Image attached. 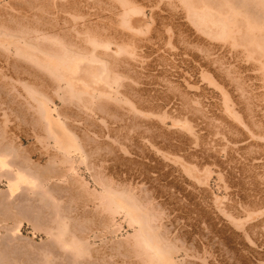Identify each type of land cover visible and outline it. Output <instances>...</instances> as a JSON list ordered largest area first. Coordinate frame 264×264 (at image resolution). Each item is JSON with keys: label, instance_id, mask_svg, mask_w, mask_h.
<instances>
[{"label": "bare ground", "instance_id": "obj_1", "mask_svg": "<svg viewBox=\"0 0 264 264\" xmlns=\"http://www.w3.org/2000/svg\"><path fill=\"white\" fill-rule=\"evenodd\" d=\"M37 1L41 2L38 9L44 16L30 23L10 17L7 22L12 21L11 25H0V230L10 231V234L4 233L15 235L18 240L19 227L25 220L33 232L43 230L48 243L45 241L46 247L38 249L41 255L37 260L35 257L38 254L34 258L26 256L30 254L27 247L30 244H33L30 249L33 247V251L35 249L37 252L38 241L33 243L30 239L31 243L28 238H25L27 241L20 239L22 243L30 242L23 244V247L19 240V243L16 241L18 244L12 240L17 249L20 246L28 248V253L20 248L17 250L27 254L22 256L24 254H17L14 246L8 245L9 237L13 239L14 236L6 237L0 233V264H21L25 260L21 258L24 257L28 262L30 260V264H110L109 260H105L106 254L102 253L104 248L100 252L97 249L99 245L93 248L91 245L95 244L97 238L104 241L103 231L109 235L118 231L121 227L119 215L133 229L124 242L115 240V245L112 244L115 247L111 245L116 253L123 247L122 257H127L126 261L122 259L125 264H250L245 240H249L251 225L246 224L260 213L255 212L253 216L248 210L251 208H246V205L247 210H244L245 202L244 205L241 202L245 215L237 209L241 213V216H237L232 196L230 203L223 201L228 194L226 197L221 195V198L212 197L213 205L200 201L195 210L197 214L191 217L184 207L169 205L170 194L165 199L158 198V201L155 194L150 195L144 190L137 191L140 194L136 193L132 186L123 183L134 178L131 171L126 170L125 177L120 179L119 166L139 167L143 172L138 174L137 171L134 175L146 177V173L154 166L160 168L159 165L166 160L174 162L170 156L176 155L167 152V142L169 145L171 143L167 140L171 137L174 139V133L175 136H181L183 132L190 134L194 138L192 144L198 139V132L195 133L185 117L179 120V114L175 112L176 116L170 118L173 115H169L168 110L171 109L167 108V90L171 86L181 94L179 88L183 83L189 87L190 83L187 82L206 81L219 89L223 98L221 102L225 104L221 105L225 106L226 112L234 116L237 122H242L238 114L232 115V109L227 104L231 101V93L228 89L224 90L223 86L232 82L233 85L236 82L244 83L251 78L264 81V0H160L166 11L161 17L157 13L153 15V11L147 17L143 10V3L151 5L159 0ZM118 6L119 32H116L119 41H116L115 38L107 37L110 32L101 34L96 32V28L103 12ZM162 32L164 38L165 35L167 37V42H164L168 45L165 49L167 55L178 58L185 69L197 71L198 76L183 78L180 73V80L173 83L166 76V68H151L157 61H162L158 57L151 58L152 62H148L150 58L148 61L142 60L144 56L140 54L145 55L147 49L142 53L141 47L161 37ZM140 45L143 46L138 47V51L136 47ZM138 57H142L140 61L144 62H141L144 69L154 70L151 76V79H156L154 83L164 81L166 90L154 89L150 94L146 87V93L142 91L139 95L141 90L135 85L140 83L137 78L141 74L139 72V76L136 70L130 68V61L139 60ZM248 69L260 72L256 75L255 71V76H251L245 73ZM242 88L240 84V93L244 90ZM147 102L149 105L146 107L144 105ZM119 107L131 112L135 118L129 127L144 128L119 133ZM168 119L179 129L177 133L171 131V124L168 127ZM158 136L162 137L161 145H157L160 143ZM169 149L171 151V147ZM181 160L176 165H181L186 176L196 179L197 183L206 184L211 178L209 168H204L199 174L200 170L195 164L186 165ZM153 170L150 172L153 173ZM217 178L221 181L220 176ZM222 185V188H226L224 183ZM178 202L180 205L181 201ZM214 210L223 217H217ZM232 210L235 212L232 213ZM223 218L239 229L238 234L229 233L231 237L240 238L238 246L229 244L223 238L216 247L208 239L201 245L197 240L194 241L193 235L195 231L200 232L198 225L201 222L212 229L215 226L213 223L222 222ZM5 220L13 221V225H3ZM222 230L224 227H218L216 231L222 233ZM40 244L42 246L43 241ZM212 251H222L223 254L214 255ZM207 253H212L214 257L209 258ZM224 254L230 255L227 257ZM117 261L113 259L110 262L119 264Z\"/></svg>", "mask_w": 264, "mask_h": 264}, {"label": "rangeland", "instance_id": "obj_2", "mask_svg": "<svg viewBox=\"0 0 264 264\" xmlns=\"http://www.w3.org/2000/svg\"><path fill=\"white\" fill-rule=\"evenodd\" d=\"M161 1H163V0H161ZM40 3L41 2H39L37 0H0V23H1L0 25H3V23H4V25H6L7 23L9 25H11L10 23H13L12 21L11 22H7L10 19V17L11 18L15 17V18H17L19 20L21 19L22 22H24V21L27 22L28 21L30 23V21L33 22L34 20L40 18V16H44V14L40 13V11H39L40 8L38 9V7H40L39 6ZM161 3L162 2H160V0L157 1V3H155V4L153 3L151 5H147V4L145 5L143 3V5L145 6V7H143L145 15L147 17H150V15H151L150 12L153 11V15L155 13H157L158 17H159V15H160V17L164 16L166 11L164 10L163 4H161ZM156 5H158V6L156 7ZM118 13H119V6L117 8H115V9H111V11L106 9L103 12V17L101 18V21H98V23H97L96 32L101 33V34H103L104 32H110V33H108L107 37H110L111 39L115 38L116 41L117 40L119 41V34L117 33V32H119V15H118ZM35 17H37V18H35ZM6 18H7V20H6ZM2 21H4V22H2ZM114 31L115 32L117 31L116 35L114 34L115 33ZM163 32L161 33L162 34V36H161L162 38L159 37V38H156V39H152V41H150V43H148L149 42L148 41L147 42L148 44L147 43L144 44V45L147 44L145 47L143 45H140V46L136 47V48H138V47L143 46V48L141 47V49L138 48V51L141 50L142 53L147 49L145 51L146 57H145V55L143 53V55L140 54V56H144V57L143 58L140 57V58H142L143 61H146V60L148 61V59L150 58L148 62H152L151 60L154 59L155 57H158L159 58L158 60H162V61H157V62L155 61L157 63V65H155L156 64L155 63L154 65L151 66V68L155 67L156 69L154 68V70L161 69V68H166V70H167L166 71V76L173 83H177V80H180L178 78V75L180 73H181V75H183V78L184 77H190L189 75H191V76L193 75L194 77L198 76L199 73L197 71L191 69V72H190V69H185L184 66L182 64H180V62L178 61L179 60L178 58L176 59V58L171 57V55L170 56L167 55V52H166L165 49L168 48V45L166 43H164V42H167L166 39H165L167 37L165 35V38H164L163 35L166 32H164V34H163ZM148 45H150V46L148 47ZM164 45H167V46H164ZM151 46L153 48H151ZM147 47L149 48V51H152L153 49H155L154 53L150 52L151 55L150 54L148 55L147 53H149V51H148ZM136 48H135V50H136ZM138 56H139V54H138ZM140 58H139V60L135 59V61L137 60L136 62L135 61H132V62L130 61L131 70H133V71L136 70V73L138 72L139 76L141 74L140 77L137 75L140 78V79L137 78L138 83L139 82L140 83L135 85V88H137L138 90L139 89L141 90V92L139 91V95L142 94V91L146 93V91H147L146 87H148V91L150 92V94L153 93L154 89H158V90L160 89L162 91L166 90L167 86H166V84H163L164 81H161V80L158 81L157 80L160 84H158L157 82L154 83L156 81V79L155 80L153 78L151 79V76L154 75V73H155L154 70L153 69L152 70L151 69H147V70L144 69L145 67L142 66L144 64H141L142 61H140L141 60ZM174 60H175V62H174ZM172 62H173V64L175 66L172 65ZM142 63H144V62H142ZM131 66H133V67H131ZM178 66L180 67V69H178ZM182 67H183V69H182ZM184 69H185V71H182ZM131 70L129 72H131ZM179 70H181V71H179ZM252 70H254V69H248V70L245 71V73L246 74L248 73V75H251V76L252 75L255 76V71L257 69L254 70L253 73H252ZM186 71H187V74H185ZM248 71H250V72H248ZM139 72H140V74H139ZM151 72H153V74ZM259 72L260 71H256V75ZM195 73H197V74H195ZM159 77L161 78V75ZM258 79L251 78V79H247L244 83L243 82L242 83L236 82V84L233 85L234 83L232 82V83H229V84H225L223 86L224 90L228 89V90H230V93H231L230 97H229V99H231V101L229 100L227 102V104H228V106L229 105L231 106V108L229 106V109H232L231 110L232 115L234 113L238 114L239 119L241 117V120H242L243 124H242V122L240 123V121L237 122L238 120L234 116L232 117L231 115L228 114V112H226V108L224 106L225 104H224V102H221V101H223L222 100L223 98H222V94L219 92V89H217V88L215 89V87L213 85L207 84L206 81L198 80V81H195L193 83L192 82H187L188 84L190 83L189 87L192 84L194 85V87H190V88L186 86L187 85L186 83L185 84L183 83L182 86L179 88L181 94H178V92H177L178 89H176V88L173 89L174 86L173 87L171 86L172 88L170 87L167 90L168 96H169V102H168L167 108L171 109V111H172V113H171V111L168 110L169 111V115L170 116L173 115L170 118H173L174 116L179 114V116H177V117H179V120L180 119L181 120L185 119L186 121L187 120L190 121V122H188V121L187 122L192 125L195 133L198 132L196 134L198 139L197 140L195 139L196 141L194 140V143H193V144H195V143L196 144L195 145L192 144L194 138H191L193 136H191L190 134H186V132H183V133L180 134L181 136H175V133H174V139H173V137H171V139L167 140V141L171 142L170 145H169V142H167V145H168L167 146V152L169 151L168 152L169 154L176 155V156H173V157L170 156L172 159L174 158V162L166 160V161H164L163 164L159 165L160 166V168L158 167L159 169L157 168V166L156 167L154 166L152 168V170L154 169L153 173L150 172L152 170L148 171L146 173V175H145L146 177H144L143 175H140V176L138 175L139 177H136L134 175V174L137 173V171H138V174L143 172L142 170L138 169L139 167L132 166V168H124L123 165L119 166V178L120 179H123V177H125L126 170L131 171V173L134 176V178L131 177V178L128 179V181H125L123 183L127 184L128 186H132L133 190L136 193L140 194V192H142L144 190V192L146 191L150 195H154L155 194L154 197H156V200H158V201H159V199H165L170 194L171 204L169 203V205L172 206L174 204L173 207H177V206L178 207L182 206V208L184 207L185 210L189 211V214H190L191 217H195V215L197 214L195 212V210H196V208L199 207V204L203 200H204V203H207L208 205H211L212 204V200H213L212 197H214V196H219L220 197L221 195H222L221 197H226L228 194L229 195L225 199H223V201L228 203L230 197L232 196L231 198H232V200H234V201H232V205L234 206L233 209H235V211L237 209L238 210L240 209V212L242 211L241 213L243 214L245 212L244 210H247L246 208H251V209H248V210L253 213V216H254L255 212H257L258 214L260 213L259 215L257 214L258 216H255L254 218L250 219V221L248 220V222L246 224L247 226H248V224L251 225L250 226L251 230L249 229V231H248L249 240H245V243L248 245V247H247L248 248L247 257L249 258L250 264H260V263L264 262V138H262V136L264 137V81L262 80L263 81L262 82L260 79L259 80ZM30 82H32V80ZM141 82H143V83H141ZM144 82L147 85H145ZM237 83L239 84V86H238ZM240 84H241V88L243 86L242 90L244 89L241 93H243L245 91L244 92L245 94H241L240 93V91H241L239 89L240 88ZM37 86L39 87V85H37ZM195 86H197V88H195ZM236 86L239 87V88H237ZM149 87H150V89H149ZM184 91H185V94H184ZM143 95H144V93H143ZM179 95H181V96H179ZM183 97H185L186 100H182L181 98H183ZM246 97L248 99H245ZM190 101H192V102H190ZM197 102L199 103V105H198ZM231 102L233 103V106H232ZM186 103H187V105H186ZM249 103H250V105H248ZM205 104H206V106H205ZM221 104H224V105L222 106ZM147 105H149L148 102L145 103L144 106L147 107ZM181 107H182L183 110L181 109ZM188 107H190L191 109H188ZM197 109L199 111L198 113H197ZM190 110H192V111H190ZM223 110H225V112H222ZM151 111H152V108H151ZM232 111H234V112H232ZM175 112H176V115H175ZM227 116H229L230 118L227 117ZM182 117L183 118L185 117V118L183 119ZM119 118H120L119 119V133L132 132V130H142L144 128L143 126H140L137 129L129 127L130 122L133 119H135V118L132 116L131 112H129L128 110H125L124 108H120L119 107ZM168 121H170V120L168 119ZM168 121H167V123H168V127H169L172 124H171V121H170V123ZM214 122H216V123H214ZM252 123H253V125H251ZM254 124H255V126H254ZM171 129H172L171 131H173V132L176 131V133L179 130L174 125H172ZM174 129H176V130H174ZM198 129H199V131H198ZM247 130H248L249 133H251V135H249ZM179 137H180V139H178ZM176 138H177V140H176ZM157 139L160 140V143L157 140V142H158L157 145H161L162 137L158 136ZM213 140H214V142H213ZM232 142L235 143V144H232ZM25 143L27 144L28 142H25ZM173 143H174V146H173ZM178 144H180V145L178 146ZM210 145L213 146V147H211ZM169 146L171 147V151L169 149L170 148ZM180 146H181V149H180ZM222 148H224V149H222ZM178 149H179V152H178ZM199 150H200V152H199ZM175 151H177V152H175ZM191 152H192V155H190ZM182 153H183V155L185 157L182 156ZM198 155L200 156V158H199ZM191 157H192V159H191ZM179 158L182 159L181 162H184V164L186 162V165L190 164V166H193L195 164L194 166L197 167L198 170H200V172L197 170L199 174L203 172L204 168H205L204 170H206V168L207 169L209 168L211 170L210 173H209V177H211V178H208V181H207L206 184L204 182H202L203 183L202 184L199 181L197 183L196 179H194V178H192V177L187 175L189 177L188 178L186 176V173L183 170H181L182 169L181 165H178V166L176 165L177 163H179L178 162V160H180ZM218 162H219V164H218ZM192 163H193V165H191ZM155 170H157V172H154ZM217 171H218V174H217ZM212 172H215L216 174L212 173ZM219 173H221V174H219ZM159 174H161V175H159ZM153 175L155 177H158V178L154 179L155 177ZM216 175H218V176H216ZM219 176H220L221 181L218 180L219 178H217ZM149 178H151V179H149ZM223 183H224V185H226L227 189L224 188V187L222 188V186H223L222 184ZM127 185H125V186H127ZM205 185H207V187ZM141 188H142V190H141ZM165 188H167V189H165ZM137 191H140V192H137ZM172 191H173L174 194H172ZM182 191H183V193H182ZM144 192H143V195H146ZM184 192H185L186 196H191V198L184 197L185 196ZM227 198H228V200H227ZM177 199H179L181 201L180 205H179V202H178L179 200H177ZM225 200H227V201H225ZM182 202H184V203L187 202V203H185V205H183L184 203H182ZM230 202L231 201H229V203ZM241 202H242V204L245 202L244 203L245 206H243V209L247 205V207L244 210L241 209L242 208ZM237 203L239 204V207H238ZM240 205H241V207H240ZM236 206H237V208H236ZM233 211L234 210H232V213L235 212V211L234 212ZM258 211H260V212H258ZM240 212H237L235 214L237 216H241ZM218 213L219 212L217 210H214V214L217 217L219 216V218H221L222 215L220 213L219 214ZM235 214H233V215H235ZM170 215H172V214H170ZM244 215H245V213H244ZM120 216L121 215H119L118 222H119V226H121V227H119L118 231L114 235H109L108 233L103 231L104 234H105V237L103 238L104 241L101 242L97 238V239H95V244L91 245L92 248H93V246H96V245L98 246L99 245L98 246L99 248H97V249H100V252L103 251V248H104V251L102 253L106 254L105 260L106 261L109 260V262L108 261L107 262L110 263V264H111L110 261H112L113 259H116V261L118 259L117 262L119 264H125L123 262L126 261V259H127V257H122L123 256L121 254V251L123 249L122 246L119 248V249H121V248L122 249L119 252L117 251L119 254L116 253L114 248H112V246H114L115 242H117L118 240H121L122 242H124V238H126V236L129 237V235H131V233H132L131 231L133 230L127 223H125L126 221L123 220V217L121 216L122 217V219H121ZM4 223L6 224V226H10L11 224L13 225V221H11V220H5V221H3L2 224L4 225ZM213 224L215 226H212L213 227L212 229H208L210 226L209 225L206 226V224L204 222H201L198 225V228H200V232L197 233L195 231V233L193 235L195 237V239L193 237L194 241L197 240L198 244H200L201 242L203 244V242L207 241V239H208L209 243L215 245V247H216V246H218V244L220 242H222L221 239L223 238L222 240H226L231 245H235V246L239 245V243H237L239 241V239H240L238 236L237 237L234 236V235H232L233 237L229 236V233L230 234H232V233L233 234L234 233L238 234L239 233V229L236 228L230 221H227V219L223 218L222 222L219 221L218 223L215 222ZM253 224H254V226H253ZM218 227H222V228L224 227V231L222 230L223 232L222 233L220 232L221 234L216 231ZM4 231H5V233L7 232L8 234L11 233L10 231H9L10 232L9 233L8 230L6 231L3 228H1L0 233L1 234L2 233L5 234ZM19 232H20V237L18 236L17 238H19L18 240L20 241V244H22L21 246H23V247H24L23 244L27 245V243H28V242L27 243H22L21 240L24 241L25 238L29 239V240L26 239L25 241H27V240L30 241V239H32L33 243L38 241L37 245H36V243L34 244V246L35 245L37 246L36 247L37 248V252H36L35 249L33 251V249H32L33 247L30 249V247L33 246V244L32 245L30 244L31 241L28 243V244L31 245V246L30 245L27 246L29 248V250H30V252H29L30 254L29 255L25 254L26 251L28 253V251H29L28 248H23L19 244V246H20L19 248L20 249L19 248L18 249L19 250L23 249L22 251H25V253L24 252L23 253L20 252L21 254H24L22 256H26L27 255L26 257L30 256V257L34 258L38 254L35 257V259L39 260L41 254L39 255L38 251L40 250V247H43V246L46 247V245L44 244L45 241H46V243H48L47 242L48 241L47 237L43 233V230L41 232H40V230L39 231L36 230V231L33 232L31 226L27 223V221L23 220L21 222L20 227H19ZM8 234H5V236L8 235ZM22 235L24 237V238L22 237L23 239L21 238ZM9 236H11V237L14 236V237H13V239H11ZM8 237L10 239V242L13 240L12 242L14 244L17 243L16 241H18V240L15 238V235L11 234V235H8ZM14 239H16V240H14ZM115 240H117V241H115ZM19 241H18V243H19ZM40 241L41 242L43 241L42 246H39V244L41 243ZM121 241H119V242H121ZM247 241H249V242H247ZM10 242H8L9 243L8 245L9 246L12 245V247L14 246L13 248L16 249V250L15 249L14 250L17 251L18 249L16 248V246L12 242H11L12 244ZM112 244H114V245H112ZM38 246H39V248H38ZM17 247H18V245H17ZM41 249H44V248H41ZM110 249H111V251H110ZM46 250H48V248ZM97 252H99V251H97ZM18 253H19V251H17V254ZM40 253H42V252H40ZM112 253L113 254L115 253V254L112 256ZM212 253L214 255H216V254H221L222 255L223 254L222 251H212ZM212 253H209V254L207 253V256L210 255L209 258L214 257L212 255ZM98 254H100V253H98ZM115 255H116L117 258L115 257ZM118 255H119V257H118ZM229 255L230 254H224V256H227V257ZM257 255H258V257H257ZM19 256L20 255H18V257ZM131 258H133V257H131ZM21 259L22 260L23 259L26 260L25 257L21 258ZM122 259L124 261H122ZM25 260H23V261L25 262ZM258 260L259 261L261 260L262 262L261 261L257 262ZM23 261H22V263H23ZM27 263L30 264V260L28 262V259H27L25 264H27Z\"/></svg>", "mask_w": 264, "mask_h": 264}]
</instances>
